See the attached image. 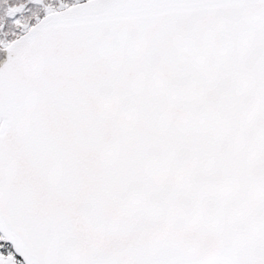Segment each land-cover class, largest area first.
<instances>
[{
  "label": "snow or ice",
  "instance_id": "1",
  "mask_svg": "<svg viewBox=\"0 0 264 264\" xmlns=\"http://www.w3.org/2000/svg\"><path fill=\"white\" fill-rule=\"evenodd\" d=\"M0 264H264V0H0Z\"/></svg>",
  "mask_w": 264,
  "mask_h": 264
}]
</instances>
